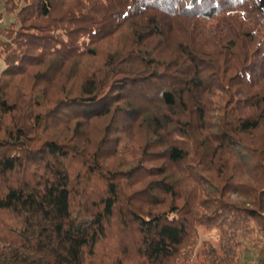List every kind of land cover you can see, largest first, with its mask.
I'll list each match as a JSON object with an SVG mask.
<instances>
[{"label":"trees","instance_id":"16d2710c","mask_svg":"<svg viewBox=\"0 0 264 264\" xmlns=\"http://www.w3.org/2000/svg\"><path fill=\"white\" fill-rule=\"evenodd\" d=\"M0 6V264H264V0Z\"/></svg>","mask_w":264,"mask_h":264},{"label":"rangeland","instance_id":"374dc122","mask_svg":"<svg viewBox=\"0 0 264 264\" xmlns=\"http://www.w3.org/2000/svg\"><path fill=\"white\" fill-rule=\"evenodd\" d=\"M1 10L2 8L0 6V13H1ZM12 17H13L12 15H9V16H6L3 20L0 18V24L10 20ZM1 66H3L2 62L0 63V68ZM199 234H200V240L210 239L213 243H216L218 241L219 235H218V232L215 230L210 231L205 228H200Z\"/></svg>","mask_w":264,"mask_h":264}]
</instances>
